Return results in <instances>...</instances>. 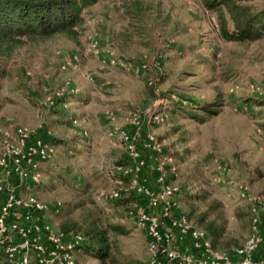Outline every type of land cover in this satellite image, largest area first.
Returning <instances> with one entry per match:
<instances>
[{
	"label": "rangeland",
	"instance_id": "374dc122",
	"mask_svg": "<svg viewBox=\"0 0 264 264\" xmlns=\"http://www.w3.org/2000/svg\"><path fill=\"white\" fill-rule=\"evenodd\" d=\"M251 2L264 6V0ZM214 21L200 0H99L83 12L79 42L61 37L26 42L6 64L0 87V157L16 128L26 127L35 136L44 129L56 141L82 135L85 145L70 162L91 184L86 206L103 207L104 216L123 230L110 236L122 264H149L150 253L147 235L132 215H125V203L110 209L105 201L123 175L114 160L129 156L133 164L120 128L135 144H146L147 133L153 136L148 149L136 145L144 160L140 175L153 183L147 158L159 155L169 182L182 187L181 208L188 204L183 196L202 188L207 201L219 202L214 214L224 221L222 240L232 246L228 251L253 233V202L238 189L243 186L264 202V104L244 102H264V36L250 43L226 42ZM108 50L116 64L108 63ZM218 92L219 112L202 123L170 107L176 93L207 101ZM60 96L66 100L55 105ZM165 96L167 119H144L151 102ZM136 115L139 122L132 124ZM61 148L60 143L53 146L52 156L37 162L40 180L29 191L48 206L44 218L55 231L67 202L83 199L53 177ZM218 174L223 181L214 180ZM124 188L123 194L137 195L130 183ZM256 214L261 228L264 209ZM73 257L76 264H100L83 250H74Z\"/></svg>",
	"mask_w": 264,
	"mask_h": 264
},
{
	"label": "built area",
	"instance_id": "2783aa9c",
	"mask_svg": "<svg viewBox=\"0 0 264 264\" xmlns=\"http://www.w3.org/2000/svg\"><path fill=\"white\" fill-rule=\"evenodd\" d=\"M95 43L91 44L94 52ZM107 60L111 65L117 63L113 51L108 50ZM167 103L166 97L156 98L146 109L144 119L152 123L165 121ZM130 122L138 123V115ZM119 137L128 146L133 164L116 166L129 175V182L117 180L118 186L109 197L120 196L126 189L124 184L130 183L135 193L144 198L133 201L129 214L147 235L149 264H264V224L258 227L256 214L264 209V202L259 196L251 197L243 186L238 189L241 197L253 202L251 236L230 251L214 247L204 230L186 215L176 213L178 186L167 180V168L160 156L153 158L151 184L140 179L144 160L133 137L129 139L123 128L119 129ZM11 138L0 157V264H76L73 252L82 242V235H64L52 229L44 218L48 206L29 193L40 180L37 162L49 159L53 146L26 127L16 128ZM145 140L148 146L154 141L149 133ZM214 180L220 182L224 178L218 174ZM20 190L24 191L23 196Z\"/></svg>",
	"mask_w": 264,
	"mask_h": 264
},
{
	"label": "trees",
	"instance_id": "16d2710c",
	"mask_svg": "<svg viewBox=\"0 0 264 264\" xmlns=\"http://www.w3.org/2000/svg\"><path fill=\"white\" fill-rule=\"evenodd\" d=\"M97 1L99 0H0V87L1 80L7 75L8 60L26 42L34 44L56 37L79 42V28L83 23V12ZM200 4L207 13L214 16L215 27L223 41L243 44L257 41L264 36V6L258 8L251 0H200ZM117 58L125 59L119 56ZM219 93L215 98L207 101L176 93L179 97L174 100L171 98L170 107H176L173 113H177L178 110L183 111L202 123L219 112L222 98ZM159 95L167 94L162 92ZM64 98L58 97L55 105L65 101ZM244 102L251 106L264 104L260 100L250 99ZM262 128L264 131V121ZM37 136L49 141L54 147L59 143L62 145L61 152L53 164L56 171L53 177L58 183L70 188L72 193L83 197L77 202L71 200L67 202L65 209L60 213L61 217L56 230L64 235L75 233L82 235V242L75 249L77 253L80 250L91 253L100 264H122L114 251L110 236L121 233L123 230L104 216L106 214L103 207L98 206L94 209L92 206H86L89 205L87 199L90 198L88 196L84 198V196L87 195L91 184L70 162L71 159L77 157L79 147L85 145L82 135L72 136L69 140L59 138L56 141L55 137H51L43 129ZM136 145L141 149H148L145 142H136ZM129 159V156L117 158L114 164L128 166V164L131 165ZM147 159L151 163L152 171L154 160L151 154ZM126 176L120 175L124 182L127 181ZM141 178L142 175H140ZM167 180L169 181L168 178ZM181 192L182 187L179 185L176 195L178 204L176 213L186 215L196 226L204 230L214 247L228 251L232 246H228L222 240L224 221L220 213L214 214V210L219 207V202L215 199L207 201L208 193L202 188L183 196L188 204L186 208H181ZM141 197L138 194L124 193L115 198L106 197L105 201L108 202L110 209L120 202L125 203V215L131 219L130 202L132 200L144 201ZM202 202L207 203L204 210L199 211ZM74 210H79V212L73 214Z\"/></svg>",
	"mask_w": 264,
	"mask_h": 264
}]
</instances>
